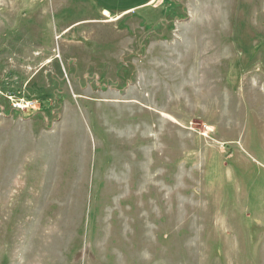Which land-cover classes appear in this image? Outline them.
Returning a JSON list of instances; mask_svg holds the SVG:
<instances>
[{"label": "rangeland", "instance_id": "374dc122", "mask_svg": "<svg viewBox=\"0 0 264 264\" xmlns=\"http://www.w3.org/2000/svg\"><path fill=\"white\" fill-rule=\"evenodd\" d=\"M108 4L0 0V264H264V0Z\"/></svg>", "mask_w": 264, "mask_h": 264}, {"label": "crops", "instance_id": "0c3cea01", "mask_svg": "<svg viewBox=\"0 0 264 264\" xmlns=\"http://www.w3.org/2000/svg\"><path fill=\"white\" fill-rule=\"evenodd\" d=\"M111 1H112V3H117V5L116 4L115 5L114 4H108L114 10L111 11L108 9L107 11L123 13V12H130V11L134 10L136 7H139L142 5H148V4H150V2L152 0H143V2H141V3H138L140 0H111ZM133 3H137V4H133ZM126 4H128V5H126ZM122 5H124V6H122Z\"/></svg>", "mask_w": 264, "mask_h": 264}, {"label": "built area", "instance_id": "2783aa9c", "mask_svg": "<svg viewBox=\"0 0 264 264\" xmlns=\"http://www.w3.org/2000/svg\"><path fill=\"white\" fill-rule=\"evenodd\" d=\"M10 98L13 99L12 96H10ZM22 102H23V103H20V102H17V103H16V101H15V103L13 104V106H14L15 108H17V109H22V110L25 108V106H26V107L31 106V102L29 101V99H26V98H25ZM25 104H26V105H25Z\"/></svg>", "mask_w": 264, "mask_h": 264}, {"label": "bare ground", "instance_id": "6f19581e", "mask_svg": "<svg viewBox=\"0 0 264 264\" xmlns=\"http://www.w3.org/2000/svg\"><path fill=\"white\" fill-rule=\"evenodd\" d=\"M8 97H9V99H11L10 96H8ZM29 100H30V99H29ZM13 104H14V103H13ZM29 107L31 108V106H29ZM154 137H155V136H154ZM156 138H157V137H156ZM154 142H155V141H154Z\"/></svg>", "mask_w": 264, "mask_h": 264}]
</instances>
